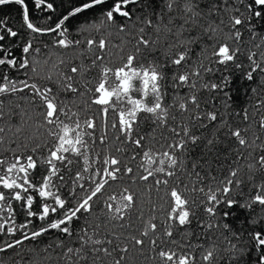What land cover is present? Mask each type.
Here are the masks:
<instances>
[{"label": "snow or ice", "instance_id": "6c2138e0", "mask_svg": "<svg viewBox=\"0 0 264 264\" xmlns=\"http://www.w3.org/2000/svg\"><path fill=\"white\" fill-rule=\"evenodd\" d=\"M31 3L37 10L55 11V0H31ZM9 4L19 6L21 28L27 29L32 36L24 40L19 59L13 56L7 45L0 43V53H3L0 56V97L11 98L16 97L17 93L22 94L19 96L21 101L39 109V127L51 139L43 144L35 142L30 150L26 144L18 145L26 152L13 151L10 155H0V237H11L0 240V253L8 255L11 252L13 257H20V260L13 259L12 264H37L33 259H25L24 243H39L41 237L55 230L59 235L54 242L45 246L43 252L59 249L61 264H106L108 260L110 264H128L132 251L146 256L154 264H196L195 255L183 251L185 247L193 246L184 245L176 239L178 234L181 239L193 235L192 226L195 223L197 228H203L205 232L220 227L229 233L221 232L220 236L230 245L223 249L230 264H264V178L257 182L256 177V172L264 173V154L259 155L258 159L253 158L255 163L247 164V179L241 175V167L234 168L231 164L226 175L221 177L213 174L214 168L217 171L223 168L219 163V155H214L218 153L217 146L223 142L220 136L223 129H227L223 135L228 139L234 138L239 146L232 149L237 160H247L251 156V153L245 156L242 149L251 147L255 141L250 143L239 127L229 125L219 114L215 103L209 110L201 111L197 93L198 87L213 92L221 91L229 79L222 75L220 83H200L205 75L221 71L207 66L205 61L212 65L218 64L225 71L230 66L236 69L244 67L239 62L240 56L244 54L240 44L243 39L240 29L247 27L251 40L255 41L258 35L256 25L249 22L264 21V0H112L110 5L108 0H81L61 17L53 20L49 15L46 19L51 20V24L40 25L30 18L28 0H0V6ZM130 5L134 7L130 9ZM97 6L106 7V10L102 9L103 18L98 19L96 24L86 22L85 26L78 29V33L87 32L90 28L101 31L104 25H115L118 34H127L132 39L122 40L119 45L112 44L113 34L106 30L101 31L98 38L82 40L79 34L73 36L70 32L71 20ZM241 6L247 15L241 13ZM165 17L167 23L162 28ZM138 24L141 25L139 28ZM224 28H228V31L224 32ZM148 29L153 31L155 38L148 36ZM0 30L4 33L0 34V42L5 41L6 37L20 36L19 31L2 19ZM49 35L59 38H54L51 44L41 39ZM129 44L132 45V51L125 54ZM196 45L200 47L193 58ZM254 46L260 48L259 44ZM49 48L73 51L80 62L59 58L45 71L43 65H48L49 60L34 59L31 54H39ZM112 49L119 51L114 52ZM256 55L255 52H249L246 56L252 66L251 71L246 73L249 81L253 80L257 71L264 73V66L254 59ZM259 56L264 60V51ZM5 66L17 73L23 70L28 79H11L4 70ZM169 67L172 69L171 76L167 71ZM29 80L34 82L29 83ZM168 87L176 90L177 95L179 89L186 87L188 93L174 104L167 105L163 101ZM251 91L255 93L257 89ZM89 94L90 99H86L82 105L76 104L77 99L88 97ZM229 101L230 97L226 94L223 107H230ZM261 103L264 104V101ZM73 105L76 111L72 110ZM91 105L97 106V114L102 121H108L110 116L115 117L110 121V127L118 133L116 139L121 144L134 146V151L139 150L132 156L133 160L141 153L147 160V166L141 165L143 172L139 174L138 180L149 182L151 178L157 192L164 193L160 196L164 211L161 225L158 226L155 222L157 217L153 215L145 223L144 230L139 235L129 234L124 238L126 242L117 243L121 236L116 235L114 229L108 233L103 230L112 221L120 222L121 229L132 227L129 214L136 207V194L129 187H123L118 193H108V188L112 187L111 181H119L122 176L132 175L135 182L134 170L124 164L122 159L106 156L100 169L85 175L89 173L88 149L92 146L84 139L85 135L92 143L98 139L100 144H105L107 140L106 134L98 138L93 135L97 128L95 115L83 121L79 119V112L90 110ZM177 106L182 114H187V122L169 124V111ZM20 110L21 104L17 103L6 112L5 101L0 99V122L10 121L16 115L21 118L27 115ZM144 114L153 118L151 124L166 127L173 137H179L167 144L171 152L162 153L164 158L159 159L157 167H152L157 161L151 149L145 150L146 137L139 130L141 121L145 120ZM242 118L244 121L249 120L247 109L243 110ZM170 119L175 122L176 116ZM197 122L199 128L211 127L215 131L209 136L195 135L192 127L197 126ZM258 125L264 130V116ZM86 129H92V132ZM22 130L16 127L15 132L20 133ZM5 131L4 127H0V134ZM243 131L247 133L248 129ZM4 143L3 136H0V145ZM260 147L264 149V145ZM195 148H200L201 154L199 158L193 159L191 152ZM44 149L48 154L40 159L36 154ZM116 151L123 152L124 149L117 147ZM67 154L83 157L85 167L82 172L73 174L68 169L76 161ZM189 160L190 166L186 163ZM62 168L67 169L68 176L72 177L70 183L62 173ZM157 174H163L164 178ZM244 186L248 187L247 194ZM237 190L243 199L242 204L232 195ZM193 193L200 196L193 198ZM37 198L40 200L38 209L35 207ZM234 205L252 209L253 212L259 207V216L252 220V224H259V227H254L250 233L254 257L248 251L247 244L237 247L232 243L233 239L239 237L231 232L227 223H216L221 210L218 206L232 208ZM98 207L105 219L101 223H93L91 218ZM201 207L211 218L210 221L197 215L196 209ZM21 214L24 220L17 223V216ZM228 214L224 212L225 216ZM81 220L83 223L75 227L76 222ZM177 248L181 251L178 252ZM36 251L35 247L29 248V256ZM201 259L206 264H220L225 255L207 250L201 253ZM0 264H6V261L0 259Z\"/></svg>", "mask_w": 264, "mask_h": 264}, {"label": "trees", "instance_id": "16d2710c", "mask_svg": "<svg viewBox=\"0 0 264 264\" xmlns=\"http://www.w3.org/2000/svg\"><path fill=\"white\" fill-rule=\"evenodd\" d=\"M29 2V8H30V18L33 19L35 23L38 25L43 23H49L51 24V20H47L46 18L51 15L53 17V20L57 17H61L63 14L67 13V10L70 9V7L73 4H79L81 3V0H55L54 8L55 11L52 12L47 9L43 10H37L35 9L34 4L31 3V0H28ZM51 2V0H49ZM112 0H108V4L110 5ZM134 6L130 5L129 8H133ZM102 9L106 10L105 6H97L95 9L88 10L87 12L81 14L78 18H74L71 20V27L70 32L73 36H76L79 34V37L84 40L90 37H96L98 38L101 35V31H109L112 32L111 37V43L119 45L121 44L122 40H130L132 39L131 36L127 34H118L116 31V26L112 25L111 27H108L107 25L102 26L101 31H97L95 28H90L89 31L78 33V29L82 26H85V23L88 24H96L98 22V19H102ZM136 11L139 12V9L136 8ZM241 13L245 12V9L243 6L240 8ZM175 15V13H173ZM0 19L5 20L7 25L12 27L14 30H17L20 32V36L18 38H11L6 37L5 41H3V44H12L19 41H22L24 43V40L27 38H31L32 34L28 32L27 29H22V19H21V10L19 6L14 4L9 5H3L0 6ZM226 19V17H225ZM159 22V21H157ZM167 23V17H165V20L163 23H161V27L163 28V24ZM251 23H255L256 25V32L258 35L255 38V41L251 40L250 33L248 31L247 27H241V32L243 34V39L240 42L241 47L244 51V54L240 56L239 62L243 63L244 67L241 69H236L235 67L230 66L228 70H223L222 66L220 65H212L209 64L207 61L204 63L209 67H216L221 69V71H217L214 74L205 75L203 80L200 81V83L204 82H221V76H227L228 82L225 84L224 88L221 91L213 92L210 89H203L199 88L197 89L198 97L200 100V106L201 111H207L210 108L213 107V104L215 103V107L219 109V114L223 116L224 120L227 121L229 125L232 127H239L242 131V135H244L245 139L248 140L250 143L252 141H255L254 144L251 145V147H247L242 149V152L245 156L248 155V153H251V156L248 157L247 160L241 158L239 160L236 159L235 152L232 151V149H235L238 146V144L233 139H228L223 135V132H226L227 129H223V131L220 133L221 140L223 141L220 145H218V153H214V155H219V163L223 165V168L217 171L215 168L213 169V174H216L218 176H224L227 174L228 166L231 164L234 168L235 167H241L243 171L241 172V175L247 179V164L248 163H255V160L253 158L259 157V155L264 154V149H262L260 146L264 145V130L259 128L258 121L261 119L262 116H264V104L261 102L264 101V73H261L257 71L254 73L253 80L249 81L246 79V73L248 71H251V65L250 62L247 60L246 56L249 52H255L257 55L254 57V59H257L259 62H261L262 66H264V60L260 59L259 53L261 51H264V21H250ZM141 25H137V28H139ZM228 28H224V32H227ZM0 34H4L2 30H0ZM138 33H133V35H136ZM147 34L150 38H155V34L151 29L147 30ZM185 35H188V33H185ZM222 36V34H221ZM42 40L48 41L50 44L52 42L51 37H41ZM134 43V40H133ZM254 44H259L260 48H256ZM16 45V44H15ZM39 46V42L37 44ZM111 47V45H110ZM200 45H196V51L193 52V58L196 56V52H198ZM163 50V49H161ZM114 52H118L119 49H112ZM132 51V45L129 44L125 48V54L127 52ZM211 51V50H210ZM31 56L34 59L42 60V59H48L49 64L43 65V68L45 71H48L51 68V64L56 62L59 58H63L65 60L71 59L74 63H79L80 60L77 57L76 53L69 50L59 49V48H49L46 51H42V53H32ZM85 63H87V60H84ZM107 62V61H106ZM169 76L172 75V69L169 67L167 69ZM21 78L24 79V74L21 75ZM41 83H45V81H41ZM81 84L84 83L83 80L80 81ZM96 81H93V84H95ZM255 88L257 91L253 93L251 90ZM166 96L164 97V103L167 105L174 104L180 97H185L186 93H188V89L181 88L179 89V93L177 95V91L174 90L172 87H168L166 90ZM227 97H230V107L225 108L223 107L224 99ZM91 94H89L88 97L77 99L76 104L82 105L86 99H90ZM139 98V97H137ZM215 98V99H214ZM13 106L10 105V108ZM33 109L32 106L29 105V103H21V111L26 112L28 115L23 116V118L19 119V127H21L23 130L19 133V139H20V145L26 144L28 145V149L30 150L31 147L35 142H39L41 144L50 141V137L46 135V132L44 129L40 128L39 125L41 123L40 116H36L35 118L29 116V111ZM37 109V108H36ZM247 109L249 114V120L244 121L242 118L243 110ZM72 110L76 111V106H72ZM39 111V109H37ZM239 113V114H238ZM95 115L97 120V128L94 132V137H100L101 135L106 134L107 140L105 144H100L99 140L97 139L95 143H92V141L89 139L87 135H85L84 139L89 141V143L92 145L91 148L88 149V155H89V173L85 174L91 175L94 171L98 170L102 166V160L106 156H116L123 160L124 164H126L129 167H132L134 170V176H135V182H133V176H122L121 180L119 181H111L112 187L108 188V193L116 192L118 193L123 187H129L130 191L136 194V207L135 209L129 214V217L132 221V227L128 229H121L119 227L118 221H112L106 229L103 231L105 233L112 232L113 229L115 230V234L121 236V240L117 241V243L126 242L124 239L129 234H136L139 235L141 231L144 230L145 223L153 216L155 215L157 217L156 223L161 225V222L164 219V211L161 208V205L163 204V201L160 199V196H162L164 193L163 191L157 192L156 188L152 186V181L150 178L149 182H143L138 180V176L141 172H143V167L141 165L147 166V160L143 157L142 153L140 155L136 156V159L133 160L132 156L135 155L136 152L139 150L136 149L134 151V146H131L129 144H121L120 141L116 139V136L118 133L111 129L110 127V121L112 119H115V117L110 116L108 121H102L97 114V106L91 105L90 110H81L79 112V119L82 121L85 118L91 117ZM175 115L176 121H171L170 117ZM145 120L141 121L139 125V130L142 132V134L145 135V150L151 149L154 153L153 158L157 161L156 164L152 165V167L159 166V159L164 158L162 156V153L164 151L171 152V149L167 147L168 143H172L175 140H178L179 137H173V134L168 131L166 127H158L156 124H151V119H153L149 114H144ZM187 114H182L178 110L177 107H173L169 111V124H176V123H186L187 122ZM27 121V123H25ZM147 121V123L145 122ZM5 125V127H4ZM4 128H6L7 133H9V139L12 141L14 136V128L16 127L15 121L13 118L10 121L4 122L2 124ZM247 128L248 131L245 133L243 130ZM153 129H155L153 131ZM87 132H92V129H86ZM215 131V129H212L211 127L209 129H202L199 128L198 122L197 126L192 127V132L195 135L200 136H209L211 133ZM256 137H259V139H256ZM122 148L124 149L123 152H117L116 148ZM12 152V151H11ZM10 152V153H11ZM20 152H26L24 148L21 147ZM6 154L5 155H10ZM47 150L44 149L41 152H38L36 155L43 159L47 156ZM99 154V155H97ZM201 154L200 148H195L191 152V157L193 159L199 158ZM69 155L70 159H73L76 161V163L69 165L68 169L71 170V172L74 174L77 171H83V168L85 167L83 162V157L76 158ZM186 163L190 166L191 160L186 161ZM257 167H259L257 165ZM62 173L65 174L66 179L71 182L72 177L68 176V170L62 168ZM39 175V172L37 173ZM160 176V178H164L163 174H157ZM257 182L261 178H264V173L256 172ZM183 178V177H182ZM55 179V178H54ZM184 182L187 183V179L184 178ZM81 183H84V181H81ZM238 191H235L232 193L236 197L237 200L243 203V199L238 195ZM64 192H67V188L64 189ZM244 192L245 194L248 193V187L244 186ZM200 194L193 193V198H198ZM167 199V197H165ZM16 204V202H14ZM40 204L39 198L36 200L35 207L38 209ZM15 206V205H14ZM166 209V205L164 206ZM220 208L219 216L216 219L217 224H223L227 223L230 226L231 232L236 233L239 239H233L232 243H235L237 247H243L245 244L248 245V251L252 253L253 257L255 256V253L252 250L251 244L253 243L250 240V233L251 230L256 227H259V224L253 225L252 220L254 218H257L259 216V207H256L255 212H253L252 209H245L241 207L240 205H234L232 208H228L226 206H218ZM197 215L203 217L205 220H211V218H208L207 215L203 212L202 207L196 209ZM224 212H228L229 214L227 216L224 215ZM19 219L17 220V223H21L24 220L23 215H18ZM137 217H140L137 219ZM105 219L104 215L101 213L100 208L98 207L96 209V212L93 214L91 220L93 223H101ZM37 224H39V221H36ZM83 223V220L76 222L74 225L75 227H79L80 224ZM31 227V226H30ZM194 234L189 235L187 239H181V235H176V239L180 241L184 245H191L193 247H185L183 251H187L190 254L195 255L196 257V264H206V262L202 261L201 259V253L206 252L207 250H214L219 255H225V259L220 262V264H230V262L227 259V255L223 252V249L230 247L228 241L222 240L220 234L221 232L227 233L226 230L220 228V227H213L210 229L205 230L203 228H197L195 223L193 224ZM183 230H181V233ZM201 233H204L203 235ZM91 234V233H90ZM19 235V234H18ZM59 235L55 230L51 231L48 234H45L43 237L39 239V243H33L30 241H26L23 245V251L25 255V259H33L37 262V264H61L59 261V249H56L55 251L49 250L48 253H44L43 249L48 243L54 242L56 240V237ZM152 234L150 233V237ZM3 239H11V237H0V240ZM202 245L203 247H199ZM35 247L37 249L36 253L29 256L28 249ZM178 252L181 251L180 248L176 249ZM0 259H3L6 261V264H12V260H20V257L16 256L13 257L11 252L8 255H5L3 253H0ZM106 264H110V260L106 261ZM128 264H154V262L151 259H147L146 256H141L139 253L132 251L131 252V258L128 261Z\"/></svg>", "mask_w": 264, "mask_h": 264}, {"label": "flooded vegetation", "instance_id": "af4514ba", "mask_svg": "<svg viewBox=\"0 0 264 264\" xmlns=\"http://www.w3.org/2000/svg\"><path fill=\"white\" fill-rule=\"evenodd\" d=\"M45 37H51L52 39H54V38L58 39L59 38L58 36L57 37H53L51 35L45 36ZM0 43H2V42H0ZM37 44H38V42H37ZM6 45L8 46L9 51H11L13 53V56L15 58L19 59L21 57V47L23 45L22 41H19V42H16V43H12L11 45L8 43ZM0 56H3V53H0ZM4 70L7 71L8 75L10 76L11 79H13V80L22 79L21 75L23 74V70H20V72L17 73V71H15V70L7 69L6 66H5ZM24 79H28V77L24 76ZM31 82H34V81L33 80H29V83H31ZM38 82L41 83V81H38ZM20 95H22V94L17 93L16 97H11V98L0 97V99H4V101H5V111L6 112L12 110L15 107V104H17V103H20V104L21 103H25V101H21L19 99ZM10 105H12L13 107L10 108ZM37 109L36 108L31 109V111H29V116H31L33 118H35V115L36 116H40L39 111H37ZM27 115H25V116H27ZM20 118H21L20 115H16V116L13 117V120L15 121L16 127H19V119ZM2 124H4V122H0V127H3ZM4 127H5V125H4ZM16 127L14 128V132H13L14 138H13L12 141L9 139V133H7V130L5 131V133L0 134V136H3V138L5 140V143L3 145H0V155H5V153L9 154L11 151L12 152L13 151L20 152L21 147H18V145H20V139H19L20 136H19V133L15 132ZM13 141H15V143H13ZM18 219H19V216H17V220Z\"/></svg>", "mask_w": 264, "mask_h": 264}]
</instances>
